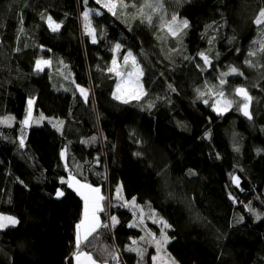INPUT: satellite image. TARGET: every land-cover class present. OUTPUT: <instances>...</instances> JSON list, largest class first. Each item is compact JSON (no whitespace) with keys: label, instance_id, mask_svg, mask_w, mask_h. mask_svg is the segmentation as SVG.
<instances>
[{"label":"trees","instance_id":"trees-1","mask_svg":"<svg viewBox=\"0 0 264 264\" xmlns=\"http://www.w3.org/2000/svg\"><path fill=\"white\" fill-rule=\"evenodd\" d=\"M146 1L123 0L113 15L107 0H0V118L16 117L0 123V211L18 219L0 230V264H74L84 201L62 183L70 175L101 186L102 223L118 221L80 249L103 264H138L132 198L167 220L179 264H264V25L254 23L264 0H159L169 24L188 21L175 38L148 22ZM129 52L145 94L124 103L109 68ZM42 59L50 69H36ZM220 92L232 101L223 114L213 110ZM31 99L35 116L60 120L27 128Z\"/></svg>","mask_w":264,"mask_h":264},{"label":"snow or ice","instance_id":"snow-or-ice-1","mask_svg":"<svg viewBox=\"0 0 264 264\" xmlns=\"http://www.w3.org/2000/svg\"><path fill=\"white\" fill-rule=\"evenodd\" d=\"M97 4H101L102 0H96ZM147 7H152V4H146ZM102 7H105L108 9L109 12H111L113 15H116V9L118 7H127L126 4H124L123 0H107V2L102 4ZM142 11V9H141ZM99 14V13H97ZM88 16L89 13L85 12L84 13V19L87 21L88 20ZM48 25L51 28V30L53 32L58 31L60 28V24L59 23H55L51 17H48ZM146 19L148 20L149 23H151V16L146 17ZM177 21V17L173 16L171 18V23L172 24H176ZM254 23L257 26H261L264 25V8H262L258 14V16L256 17V19L254 20ZM179 24L181 25V27H177L175 29H173L171 27V25L168 26V30L170 32V34L173 37H176L179 35V33L183 30V28H187L188 25V21L187 20H183V21H179ZM86 27H88L86 25ZM89 34H93L94 33V29H91L90 27L88 28ZM93 42L95 43V37L93 36ZM120 45L117 44L116 48L119 49ZM262 51H264V46H262L261 48ZM255 53L250 52L249 55H254ZM200 56L203 58L205 64H209L210 61L208 60L207 56L204 55V53H200ZM132 58L133 60V64H135V58L132 57V54L129 53L127 57H125V61L127 62L128 58ZM41 63L43 64H47L49 63L48 61H37V68H40ZM246 63H249V61H246ZM113 64L115 65V61H113ZM138 67V66H137ZM109 71H116L115 68H109ZM237 69L232 68L230 70L231 73L235 74L237 73ZM117 75H121L120 72H116ZM132 74L130 73L129 76H131ZM143 72L139 71L138 76H137V80L131 84H129L127 87H122V84H117V90L114 93V98L115 99H122L123 98V102L124 103H128L129 102V98L131 99H140V95L142 94V86L139 85L138 83V79L139 76H142ZM222 75H227V73L222 74ZM225 83V81L221 80V84ZM79 91L81 92V94L83 96H85V98L87 97V91L83 88H80ZM236 95L241 96L243 98V100L245 101V103H243L242 107L240 110L243 111V114L248 117V119H252L251 113L249 112V103L251 101V97L248 95V92L246 89L244 88H237L236 89ZM218 96L220 97V99H218L216 101V103L213 105V110L217 111L218 114H223V112L228 111L231 106H232V101H229L227 99L224 98V93L220 92L218 93ZM127 97V98H124ZM32 104L33 101L29 100L28 101V114L27 117L25 118V120L23 121V124L25 126H28L29 124V120L31 118V108H32ZM222 104V107H220V105ZM239 107V105H238ZM62 123V122H61ZM95 139V137H93V140ZM21 145H23V139H21L20 141ZM65 154L64 152L61 153V156L63 157ZM234 182L239 185V178H235L234 177ZM62 183H67L68 187L73 188L78 195L81 196V198L84 201V213H83V219L81 220V222L79 224L76 225L77 228V233H76V248H77V252L75 254V259H76V264H96V261L93 259L92 255L83 251H80V247L81 244L84 241H87L88 238L90 236H92L95 232L96 229L101 227V224L99 222V218L97 216V213L99 211H103V209L101 208L100 205V201H102L104 199L103 196L100 195V189L93 187L92 185L88 184V183H81L79 180H77L75 178V176L70 175L69 176V180L68 181H63ZM122 191V187H118L117 189V195L118 198H120V192ZM57 197L63 196L64 193L62 191H57L56 193ZM134 198H133V203H134ZM260 217L257 216V219H259ZM113 223H117L118 221L116 220V217H112L111 218ZM163 228H168L170 227V225H168L165 221L161 220L159 221ZM16 224H18V220L14 217L11 216H2L0 215V230L8 228L9 226H15ZM134 226V225H130ZM104 227H108V225H104ZM168 242V237L166 235V233L161 232V239L160 240H156L155 243L157 245V248L159 250V248L162 246V244L167 243ZM133 243H136L135 241H133ZM129 251H139L137 249H129ZM139 254L141 255V257L143 256V251H139ZM114 259L116 257H113ZM153 259H157L156 257H153ZM171 264H176V261L172 260Z\"/></svg>","mask_w":264,"mask_h":264},{"label":"rangeland","instance_id":"rangeland-1","mask_svg":"<svg viewBox=\"0 0 264 264\" xmlns=\"http://www.w3.org/2000/svg\"><path fill=\"white\" fill-rule=\"evenodd\" d=\"M146 4H152V7L151 8L147 7ZM146 4H145V7H144V8L147 9L146 10V14L144 13L145 16L146 17L151 16V18H152L151 20H156V21L157 20H161L162 23L160 24V27L162 29H164L163 23L165 24V26L167 28H168L169 25H171V27L173 29H175L177 27H181L179 22H177L174 25H172V23H170V24L168 23V20L166 18L167 15H165V13H163V12H160V10H159V7H158L159 0H147ZM86 25L88 26V27H86L87 31H88V28L90 27L91 29H94L93 35L96 34V30H95V28L93 26V22L92 21L87 22ZM182 31L179 33V35L182 33ZM88 33H89V31H88ZM179 35L176 36V37H179ZM129 53H131L132 57L135 58V64H133V60H132L131 57L128 58L127 62L125 60L123 62H119L116 59L115 60V65L113 64V66H112V68H115L116 71H112V72L117 76V84H122V87H127L129 84H131V83H133V82H135L137 80V76H138L139 71H142L143 75L139 76V79H138L139 85L142 86V94L140 95V99H141L144 96V94H145L144 88H143V84H142V79L144 77V70H143V67L141 66V64L138 62V60L135 57V55L132 52H129ZM128 54H127V56H128ZM43 69L44 68L42 67L41 71ZM117 71L120 72L121 75H117L116 74ZM130 73L132 74L131 76H129ZM69 79L70 80L72 79L71 83H72V85L74 87H77L78 89L83 88V89L86 90L85 87H83L81 85H78V84H76L74 82V80H73L74 78H73L72 75H69ZM61 82L64 83V81H61ZM116 90H117V85H116ZM248 95H249V93H248ZM124 98H127V97H124ZM218 99H220L219 96L216 98V101ZM239 99L241 100V103L243 105V103H245V101L243 100V98L241 96H240ZM120 100L123 101V98L120 99ZM129 100H132V99L129 98ZM251 100H252V98H251ZM32 101H33V104H32V108H31V118L29 120L28 126H26L27 128H31L32 126L43 125L45 123H48V124L52 125V124H56L57 121L60 120L57 117H51V116H47L45 114H41L40 116H35L34 115V104H35V101L34 100H32ZM220 107H222V104L220 105ZM15 120H16V117L14 115H8L6 117L0 118V123H2L4 126L11 127V126H13ZM76 179L79 180L81 183H86V182L81 181L78 178H76ZM93 187L99 188L100 189V195L105 198V194H104L103 189H102L101 186H95L94 185ZM125 195L126 194H125V192L122 189V191L120 192V198H126ZM116 196L118 197L117 194H116ZM103 201H104V199L102 201H100V205L101 206L103 205ZM134 201L135 202L133 203V198L130 199V200H126V206L128 208H130L131 211L134 213V218H133L132 222L130 223V225H134V226H131V227H135V228L139 229L140 231H142V234H141V236L139 238L134 239L133 241H135L136 243H133V241H132L129 244L128 248L129 249L131 248V249H137L139 251H143V256L142 257L139 254V251H131L134 254H136L137 260H138L137 263L138 264H171L172 260H174V261H176V264H179V262L174 258V256L171 254V252L168 249V243L172 240V237H171L170 232H169V228L170 227L163 228L162 224L159 222V221L163 220V221H165L167 223V220L165 218H158L156 215L151 217V210L152 209L157 213V210L155 208H152V205L146 204V207L144 208L142 206V204L140 202H138L137 198H134ZM83 205H84V202H83ZM107 207H108V209L110 211L109 203H107ZM83 213H84V207H83ZM0 215H2V216H11V217L16 218L15 216H12L10 214L2 213L1 211H0ZM97 216H98V218H100V216H101L100 215V211L97 213ZM82 219H83V215H82L81 220ZM102 219H103V216H101V221H102ZM81 220H80V222H81ZM104 225H108V228H109L110 232L113 231L114 224H113V221H112L111 217H109L106 222H103L101 224V227L96 229V231H98L100 228L104 227ZM9 227H13V226H9ZM162 230H163L164 233H166V235L168 237V242L162 244V246L158 250L155 241L161 239ZM83 243L81 244V247H82ZM81 247H80V249H81ZM151 248H154V250L152 251ZM153 257H156L157 259L154 260Z\"/></svg>","mask_w":264,"mask_h":264},{"label":"crops","instance_id":"crops-1","mask_svg":"<svg viewBox=\"0 0 264 264\" xmlns=\"http://www.w3.org/2000/svg\"><path fill=\"white\" fill-rule=\"evenodd\" d=\"M39 61H48L49 63H47V64H43V63H41L39 69L37 68V64H36V69H37L38 71H41L42 67L44 68L42 71L51 68V61H50L49 59H42V60H39ZM68 180H69V177H68ZM72 189H73V188H72ZM73 190H74V189H73ZM74 191H75V190H74ZM75 192H76V191H75ZM79 196H80V195H79ZM80 197H81V196H80ZM101 208H103V205L101 206ZM100 215H102V212H101V211H100ZM99 222H100V224H102L101 216H100V218H99ZM97 229H98V228H97Z\"/></svg>","mask_w":264,"mask_h":264},{"label":"water","instance_id":"water-1","mask_svg":"<svg viewBox=\"0 0 264 264\" xmlns=\"http://www.w3.org/2000/svg\"><path fill=\"white\" fill-rule=\"evenodd\" d=\"M83 252L89 253V252H87V251H83ZM89 254H91V253H89ZM91 255H92L93 259L96 261V264H103V263L97 261V260L94 258L93 254H91ZM73 261H74V264H76V259H75V257H74ZM104 264H109V263H104Z\"/></svg>","mask_w":264,"mask_h":264},{"label":"built area","instance_id":"built-area-1","mask_svg":"<svg viewBox=\"0 0 264 264\" xmlns=\"http://www.w3.org/2000/svg\"><path fill=\"white\" fill-rule=\"evenodd\" d=\"M108 218H109V217H108ZM106 221H107V220H106ZM106 221H105V222H106Z\"/></svg>","mask_w":264,"mask_h":264},{"label":"bare ground","instance_id":"bare-ground-1","mask_svg":"<svg viewBox=\"0 0 264 264\" xmlns=\"http://www.w3.org/2000/svg\"><path fill=\"white\" fill-rule=\"evenodd\" d=\"M107 219H108V218H107ZM107 219H106V220H107Z\"/></svg>","mask_w":264,"mask_h":264}]
</instances>
